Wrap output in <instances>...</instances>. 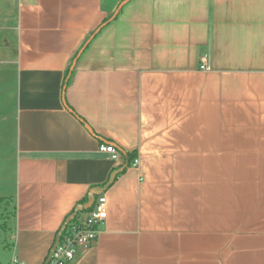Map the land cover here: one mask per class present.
I'll return each instance as SVG.
<instances>
[{"label": "crops", "instance_id": "1", "mask_svg": "<svg viewBox=\"0 0 264 264\" xmlns=\"http://www.w3.org/2000/svg\"><path fill=\"white\" fill-rule=\"evenodd\" d=\"M123 1L0 0L11 258L43 264L74 206L123 167L96 241L68 264H264V0Z\"/></svg>", "mask_w": 264, "mask_h": 264}, {"label": "built area", "instance_id": "2", "mask_svg": "<svg viewBox=\"0 0 264 264\" xmlns=\"http://www.w3.org/2000/svg\"><path fill=\"white\" fill-rule=\"evenodd\" d=\"M201 70H208L206 65V55L200 56ZM99 151L107 153L110 158L117 160L118 152L111 144H100ZM107 218V200L105 195L100 194L96 197L92 208L83 219L70 226L60 237L57 246L52 252L48 264H68L75 256L84 249L89 248L97 239L98 227ZM8 264H21L15 256H12Z\"/></svg>", "mask_w": 264, "mask_h": 264}, {"label": "water", "instance_id": "3", "mask_svg": "<svg viewBox=\"0 0 264 264\" xmlns=\"http://www.w3.org/2000/svg\"><path fill=\"white\" fill-rule=\"evenodd\" d=\"M128 0H124L123 2H121L118 6V9L121 8V6H123V4L125 2H127ZM118 9L114 12L113 16L114 17L117 12H118ZM104 24H101L92 34L91 36L86 40V42L83 44V46L81 47V49L79 50L78 54L76 57H78L81 52L83 51V49L85 48V46L89 43V41L93 38V36L101 29V27L103 26ZM75 61L76 59H74L70 65V68H69V72H68V76H67V79L70 77V74L74 68V65H75ZM123 170V167H119L115 170H113L110 175H109V178L107 180V182L102 186V187H92L88 190V192L86 193V200L84 202H81V203H77L73 210L65 217L64 221L62 222L61 226L59 227V229L57 230L56 234H55V237H54V242H53V245L51 246L50 250H49V253L46 257V259L44 260L43 264H48L50 258H51V255H52V252L54 251V248L57 246L58 242H59V239L61 237V234L63 233V231L65 230L66 226L69 224V222H71L76 214L78 212H82V211H86L88 209H90L94 203V200H95V197L97 195H100L102 194L111 184L112 182L114 181L115 177L117 176V174H119L121 171Z\"/></svg>", "mask_w": 264, "mask_h": 264}, {"label": "rangeland", "instance_id": "4", "mask_svg": "<svg viewBox=\"0 0 264 264\" xmlns=\"http://www.w3.org/2000/svg\"><path fill=\"white\" fill-rule=\"evenodd\" d=\"M6 94H8V95L5 96ZM13 101H14V95L12 93L11 84L8 83L6 88L4 89V95H3L2 99H0V102L3 103L2 110L4 113H6L8 111V109L11 108ZM10 211H11V209H8V212H10ZM2 221L3 220L0 219V225H1ZM10 239H11V237L8 235V233L6 236L1 231V228H0V262H2V263H6L11 258V251H10L11 249H8L5 246L6 242L11 241Z\"/></svg>", "mask_w": 264, "mask_h": 264}, {"label": "trees", "instance_id": "5", "mask_svg": "<svg viewBox=\"0 0 264 264\" xmlns=\"http://www.w3.org/2000/svg\"><path fill=\"white\" fill-rule=\"evenodd\" d=\"M68 72H69V67L67 68V70H66V76H67V74H68ZM67 83L69 82V79L66 81ZM134 158V157H132V156H128V158ZM86 200V198H83L79 203H81V202H84ZM89 210H86V211H82V212H78L77 214H76V216H75V218L71 221V222H69V224L66 226V229L63 231V233L61 234V236L68 230V228H70V226H72V225H74V224H76V223H78L79 222V220L81 219L80 218V216L83 214V213H87Z\"/></svg>", "mask_w": 264, "mask_h": 264}]
</instances>
